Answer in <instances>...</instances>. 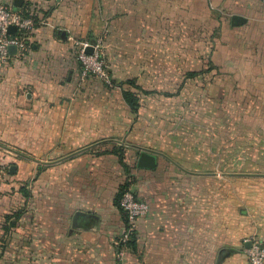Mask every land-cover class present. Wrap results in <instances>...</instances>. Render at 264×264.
Masks as SVG:
<instances>
[{
	"label": "crops",
	"instance_id": "obj_1",
	"mask_svg": "<svg viewBox=\"0 0 264 264\" xmlns=\"http://www.w3.org/2000/svg\"><path fill=\"white\" fill-rule=\"evenodd\" d=\"M0 3L26 7L39 19L25 37L27 49L0 64V166L9 154L20 157L10 172L22 181L34 179L36 188L34 209L20 216L26 226L19 264H250L251 243L264 244V206L253 181L235 173V162L221 163L219 133H206L204 145L196 133L164 130L149 101L141 100L134 114L123 89L135 80L146 95L175 90L176 72L151 61L157 43L178 42L184 45L179 58L187 63L179 70L181 91L192 85L229 91L236 107L248 108L250 122H264V1L23 0L20 8L15 0ZM234 15L244 20L235 25ZM206 35L230 38L237 49L230 42L229 60L245 66L234 61L227 72L215 66L228 78L204 82L202 69L188 68L193 55L185 44ZM71 37L101 42L111 83L83 76ZM145 51L147 67L140 61ZM120 147L129 172L115 153ZM140 148L156 155L154 169L137 166ZM126 182L149 211L138 219L119 260L127 220L117 195Z\"/></svg>",
	"mask_w": 264,
	"mask_h": 264
},
{
	"label": "rangeland",
	"instance_id": "obj_2",
	"mask_svg": "<svg viewBox=\"0 0 264 264\" xmlns=\"http://www.w3.org/2000/svg\"><path fill=\"white\" fill-rule=\"evenodd\" d=\"M230 42V38H208L207 35L203 38H189L185 46L188 55H193V58L187 60L188 68L202 69L201 71L207 76L204 82H211L216 76L220 80L227 79V73L218 75V70L213 67L219 66L227 72V68L234 64V61L236 62L233 65L235 67L245 66L240 59L229 60L228 48L233 49L229 46ZM160 43L156 44L155 51L152 49L154 59L151 63L154 62L158 67L174 70L178 85L182 79L179 70L187 64L185 59L179 58L181 47L183 48L184 45L180 46L178 42H173L170 46L169 42ZM234 49H237L236 45ZM239 50L243 52L245 48L241 46ZM142 53H145L146 57L141 58V65L147 67V51ZM200 55L203 61L200 60L202 59ZM164 57L168 64L163 65L162 60V63L158 62V58L164 59ZM129 81H126V88L130 89ZM177 85L174 87L175 90H151L149 95L138 89L132 90L139 94L140 101H149L155 121L164 130L168 128L171 130L172 126L173 130L177 129L183 134L196 133L204 138V145L209 144L206 133L218 132L221 163L235 162V173L246 174L245 178L253 181V192L264 206V122H250L253 117L245 116L249 115L248 108L242 104L236 107V100L228 97L231 96L229 91L225 90L221 93L211 92L210 89L197 90L193 85L181 91V87ZM229 119L238 121L230 122ZM215 133H213L214 138ZM213 143L215 145L216 141ZM9 157L6 165L0 166V264H19L20 258L23 257V251L20 250L19 245L21 227L26 226L25 221L19 218V214L34 209L36 188L34 179L22 181L17 172H10L11 164H16L14 162L16 160L19 162L20 157L10 154Z\"/></svg>",
	"mask_w": 264,
	"mask_h": 264
},
{
	"label": "built area",
	"instance_id": "obj_3",
	"mask_svg": "<svg viewBox=\"0 0 264 264\" xmlns=\"http://www.w3.org/2000/svg\"><path fill=\"white\" fill-rule=\"evenodd\" d=\"M33 15H35L33 10H31V15L24 16L19 10L0 3V64L7 63L11 58V46H16L17 51L21 53L27 49V38L23 35L34 29ZM10 26H16L14 33L10 32ZM69 39L75 41L79 48L78 58L82 63L83 76L88 77L93 75L107 83H111V75L101 51V42L76 41L72 37ZM89 47L94 48L92 54L87 52V48ZM120 206L127 220V229L122 237V241H120L121 248L117 255L119 260H123L126 256L125 244L136 229L138 219L148 213L149 204L146 201L139 200L132 190H127L120 199ZM248 257L250 264H264V244L254 240L248 248Z\"/></svg>",
	"mask_w": 264,
	"mask_h": 264
},
{
	"label": "trees",
	"instance_id": "obj_4",
	"mask_svg": "<svg viewBox=\"0 0 264 264\" xmlns=\"http://www.w3.org/2000/svg\"><path fill=\"white\" fill-rule=\"evenodd\" d=\"M19 11L24 15V16H29L31 15V10L27 9L26 7H22L19 9ZM33 17V20H34V26H37L38 25V17L35 15L32 16ZM30 32H26L25 35H23L24 37H28ZM128 85L130 86V89L129 88H124L123 89V96H124V99L125 101L127 102V104L129 105L130 109L132 110V112L134 114L138 113L139 111V108H140V97H139V94H137L136 92H134L132 89H138V90H141L142 92L144 90H142V88L136 83L135 80H130L128 82ZM146 93V91H144ZM143 92V93H144ZM115 153L118 154L119 153V158H120V161L121 163L123 164V167L125 168L126 172H129L130 170V167L129 165L125 162V150L123 148H117L115 149ZM127 190H130L129 188V184L128 182H126L125 184H123L120 188V191L117 195V199H119V202H120V199L123 195V193ZM20 214H19V218H20Z\"/></svg>",
	"mask_w": 264,
	"mask_h": 264
},
{
	"label": "water",
	"instance_id": "obj_5",
	"mask_svg": "<svg viewBox=\"0 0 264 264\" xmlns=\"http://www.w3.org/2000/svg\"><path fill=\"white\" fill-rule=\"evenodd\" d=\"M22 4H23V0H15V6L16 7H22ZM244 19L241 17V16H237V15H234L233 16V23L235 25L239 24L240 21H243ZM10 32L14 33L16 31V26H10L9 28ZM93 47H89L87 48V52L89 54H92L93 53ZM10 51L11 53H16L17 51V48L16 46H11L10 47ZM140 154H139V157H138V160H137V166L139 168H147V169H154L157 165V159H156V155L151 152L150 150L148 149H145V148H140ZM15 166H12L11 167V171L12 172H15Z\"/></svg>",
	"mask_w": 264,
	"mask_h": 264
}]
</instances>
